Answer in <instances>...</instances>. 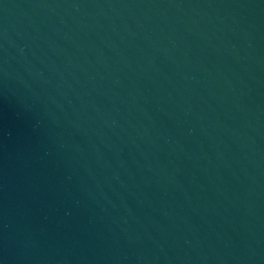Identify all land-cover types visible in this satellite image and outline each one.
Masks as SVG:
<instances>
[{"label":"water","instance_id":"95a60500","mask_svg":"<svg viewBox=\"0 0 264 264\" xmlns=\"http://www.w3.org/2000/svg\"><path fill=\"white\" fill-rule=\"evenodd\" d=\"M0 264H264V0H0Z\"/></svg>","mask_w":264,"mask_h":264}]
</instances>
